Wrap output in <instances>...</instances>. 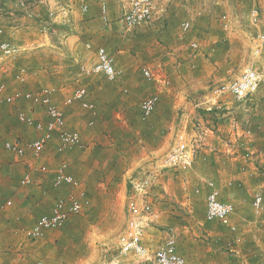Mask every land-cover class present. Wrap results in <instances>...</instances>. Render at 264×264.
I'll return each instance as SVG.
<instances>
[{"label": "rangeland", "instance_id": "374dc122", "mask_svg": "<svg viewBox=\"0 0 264 264\" xmlns=\"http://www.w3.org/2000/svg\"><path fill=\"white\" fill-rule=\"evenodd\" d=\"M35 1L34 7H28L27 4L20 7L21 12L19 13V17H28L33 11L34 13L39 12V15L43 16L40 17V19H43L46 23L42 21L41 24H38V22H36L37 19L32 18L31 24L27 22L21 25L17 22L18 28H26L27 26L30 29L29 31H33L37 34L39 32L40 34H49V32H51L50 36L58 42L56 39L58 37V32H70L71 27L68 25L67 21L66 23H56L58 22L56 13L53 12V15L49 16L48 11L49 9L53 11L54 8L58 6H65L70 3L68 1H61L59 2L61 5H59L48 4L45 0ZM97 2L99 1L97 0ZM166 2L171 4L173 8H176L175 3L177 2L178 9H181V11L184 10L185 14L183 15L189 17V20L191 19V28L188 31L181 32L179 26L182 17L180 16L175 17L176 22L174 24H171L172 22L170 21L159 19L146 26L126 31L119 22V18L123 11V6H121L118 9L116 17L111 20L108 17L107 9V22L102 19L101 12L99 14L102 26H110L109 28L113 35L108 45H103V47H108L112 54H117L120 48H129V44L132 40H135L134 38L138 36L139 33L148 32L149 29L150 31L152 30L150 34L151 44L149 50L151 52L155 50L156 53L148 55L147 58H143L139 54L140 60L142 58L143 60L138 62L137 65H153L154 67H150L153 71L158 69L157 71L159 73L163 72L160 69L166 67L169 76L168 74L165 76L170 84L162 86V90H159L158 93L159 98H161V96L162 98H168V96L170 98H190V108L192 112L194 111V113L198 115L197 120L193 119V128L199 129V123L202 122L204 127L212 130L211 135L221 141L220 143L225 146V149L221 153L217 150V144H212L211 151L204 153L201 157H194L192 168L190 167L191 169L187 171H173L161 168L160 156L163 155V152L161 155L160 151L156 153L157 155H154V160L159 159V165L157 167L150 169L139 164L138 159L141 153H143L144 150L146 151L147 148H155V146L158 145L159 132H156L157 135H155L156 133L154 134V130L152 128L150 129V121L157 107L154 113L145 122L139 120V113H137L136 108H138L137 104L142 98L154 92L158 87L154 83L146 82L141 74L136 78L137 84H139L137 86L139 87L134 88L133 91H131L129 85H123L122 73L116 81L109 82L106 80L116 87L117 98L128 99L130 105L123 110L119 107V104H117L113 106V111L111 113L105 111L103 104L100 105V109L97 111L96 121L90 115L88 119L83 120V126H81L82 130H84V134L78 130V132L80 131L79 134L83 140L84 148L73 149L70 150V152L72 151L75 157L83 163L89 162V160H96V164L102 166L104 162H106L105 168L102 169L104 171L107 170V172H104L106 174H111L115 177H120L121 175L126 176V178H128L127 193L123 198V212L110 218L112 222L108 232L104 234L93 232L88 236H80V241L82 242V246L79 248V252L81 253L80 257H91L93 260L88 264H152L151 257L156 247L167 237L171 236L174 239L176 251L184 257L185 264H187V262L189 264H252V250H256L257 254H260L263 250L261 247L263 246L257 245L252 248V234L247 238V234L250 233H244V226L242 225L246 223L245 219H250V221L253 222L255 217H257L256 222H259L258 220L261 219L260 216L264 214L262 213L264 209L262 211H256L252 208L251 204L253 192L257 191L263 195L264 178L261 180L246 178L242 157L245 155V151L252 150V147L255 146L260 150V153L263 154V162L260 163V165L264 166V84L261 85L256 92H253L252 95L247 96L245 99L246 101L236 100L230 95L222 97L224 98L222 102L228 103V108L224 110L212 108L207 111L202 108L204 105L201 104V101L205 98L207 88L212 84L214 85L215 83L235 78L245 67L250 65L254 67H264V47L258 55L253 52L257 44L259 33L264 34V27L259 29L263 21L262 16H264V0H166ZM123 3L124 1L122 0V4ZM74 4L77 3L72 2V5ZM208 5L210 6L207 7ZM253 7L257 8L259 14V21L255 23H253L249 17L250 10ZM78 10L81 12L79 6ZM63 12L64 16L62 19H68V10L66 11L65 9ZM176 12L179 11L175 9L174 13ZM222 15L228 17V26L226 28L222 26ZM45 18L46 20H44ZM170 24L172 25L171 28L168 26ZM43 26H46L45 32L41 31ZM169 29L171 33L168 31ZM26 30L28 29L26 28ZM191 41L197 42L198 48L196 50L191 49L189 45ZM137 46L138 45L130 48L138 49ZM19 60L18 58L17 64L20 65ZM24 67L27 68L28 66L26 65ZM37 67L38 69H36L38 71H44L45 66L39 64ZM8 69L9 68H7L6 72H9ZM36 69L31 68L29 70L35 71ZM30 71H28L27 68L28 74ZM171 71L181 75L178 85H174V89L172 88L174 90V95L168 94L170 93L169 90H171L169 88L172 87ZM79 76L78 73L75 77L66 79V83L71 82L72 85L70 86H73V90L81 84V81H78ZM102 79L105 80L104 78ZM13 80L15 81L14 77ZM106 81L103 82L106 83ZM25 83L26 82L20 84L23 85ZM59 83L60 82L56 81L48 85V87L55 88V93H57L59 88L56 85ZM82 85L84 84L82 83ZM8 88L7 86V89ZM124 89H126V92L123 91ZM24 103L27 105L26 109L23 106ZM97 109L98 107H96V110ZM20 111L26 112L35 118L45 120L43 119L45 114L41 107H32L30 104L23 101L12 105L0 104V213L5 210L2 204L8 200L12 202L10 207H12L14 203L17 204V208L24 205L19 201L21 199L19 196L23 194L22 185L20 186L19 180L28 169V163L25 160L37 161L42 158L43 162L47 164L48 158L56 160L61 156L53 154L51 147L47 149L48 151L46 150L47 152H42L43 154L40 153L37 159L29 155L22 159H16L11 153L4 149L3 143L6 140H18L25 143L34 138V133L36 134L32 128L18 122L17 114ZM125 111H127V113ZM126 115H128V117H126ZM41 116L43 117L41 118ZM90 120L94 122L91 125H89ZM221 129L226 130V135L224 137L221 136V131H219ZM173 138L174 137H172L171 140H173ZM219 147L222 148V146ZM65 154H67V152ZM198 158L201 159V165H195L194 167L195 161L199 160ZM64 159L71 166L72 163L69 155L66 158L64 157ZM222 160H224L228 166L226 164L223 165ZM214 161H216V164ZM217 164L220 165V167H218ZM90 165L91 164H88L87 166L88 170H98L96 167L90 168ZM222 166L225 167V173H222ZM193 170L197 172V175H195V182H199L196 187H193L194 184L189 182V178H187V180L185 179V175L191 174ZM150 171H154V174L157 173L153 178L154 181H156L159 176H165V173L169 172L168 177L165 178H169V184H167L166 188H163L161 183L156 185L153 183L148 197L146 198L153 207V205L157 204L151 199V191H157L161 196H166V198H159L158 203H160L159 206L166 211H164V217L162 218H167V221H165V223L161 221L153 224L154 229H157L155 231L157 235H154L155 240H158L156 244L152 242L153 232L151 231L147 233L149 235L148 239L150 240H148V243H145V232L143 230L142 243L147 249L145 256L134 253L122 254L119 252L117 244L126 227L128 217L127 201L130 196L135 195L133 189L134 182L147 176ZM48 174L47 172V175ZM238 178L244 181V185L242 184L241 187L236 186L237 188H241L238 191L242 193L245 198L244 200L241 199V204L244 206L241 208V211H248L252 217L245 218L243 213L237 212L236 208L235 211L238 214L234 215L235 211H233V214L226 220H206L204 212L205 192L207 190L204 181L212 180L214 182L220 199H231L230 196L234 195L237 190L233 184ZM77 181L79 182V180ZM182 181H185V183L182 184ZM198 187L202 188H200L199 192H196V188ZM166 191L175 193L178 199H176V197L169 198L165 193ZM69 193L70 192H68V194ZM179 196H182V199ZM234 196L236 198V195ZM1 205L3 207H1ZM84 211L85 210L82 212ZM171 211L175 212L171 213ZM44 213L45 212L41 214ZM79 214L80 213L74 217H77ZM239 215L243 217V220L240 219ZM173 217L177 222V224L174 223L175 225L169 223ZM234 220L238 221L236 222L238 230L235 234L231 233L229 230V225L233 224L232 222ZM8 221L7 219L4 227L1 224L2 227L0 228V264H22L20 258L23 253V247L19 245V242L22 243V239H28L27 232L29 231L28 229L31 228L34 219H30L29 222H22L20 226H24L25 230L17 232L8 231L11 227L8 226ZM62 227L47 231L46 233L55 232ZM14 233L15 236L13 237L12 235ZM45 234L38 240H29V243H32L34 246L32 247V257L27 264H37L39 262L41 264H56L54 261H56L55 253L58 248L52 246L53 244L51 243V247L45 249L48 255L45 254L44 248L41 245V241L46 238ZM84 237L87 239H84ZM236 237L240 238L238 243H234ZM12 238L13 240L14 238L16 239L17 245H14ZM84 241L86 244L90 242V245L84 246ZM230 249H234L236 253H233ZM258 256L262 264H264L261 255ZM254 263L260 264L258 257Z\"/></svg>", "mask_w": 264, "mask_h": 264}, {"label": "crops", "instance_id": "0c3cea01", "mask_svg": "<svg viewBox=\"0 0 264 264\" xmlns=\"http://www.w3.org/2000/svg\"><path fill=\"white\" fill-rule=\"evenodd\" d=\"M35 2V0H0V28H2L3 30V33L0 35V39L9 40L22 46L24 52L19 57V63L22 66L27 65L28 71H30L29 69L31 68L38 69L37 66L39 64L41 66H45L44 71H38L37 69L35 71L31 70L28 74L26 83L23 85L20 83L18 84L16 81L13 80L12 69L9 68V72H6L7 70L4 71L2 68H0V82L3 81L7 84V86L9 87L7 89L8 92H14L17 90L37 91V89H40L41 87H48V85L56 81L60 82L58 85H56L59 89L57 93L53 94V101L59 108L63 110L66 119V126L72 130H80L83 134L84 130H82L81 128V126H83V120L88 119V117H90V114L82 110L79 106V102L77 101L71 104L65 103V99L68 97V94L73 91V86H70L72 85L71 82L66 83V79L73 78L79 73L80 76L78 78V81H81V84L79 85L87 87H85L88 92V94H86L87 99L93 102L95 104V107H98V109L96 110V116L94 118L95 121L97 117V111L100 109V105L102 104L103 108L108 113H111L113 111V106H116L117 104H119V107H121L123 110L124 108H128V106L130 105L129 100L117 98L116 87L112 83H109L111 81L107 82L108 80L100 75L87 76L83 75L80 72V65H90L94 61L95 48L99 46L103 47V45H108V42H110V39H112L113 36L112 32L110 31L111 29L109 28L110 26H102L100 22L101 20L99 17V2H97V0H88L89 11L86 14H82L81 12H79L77 4L72 5V3L54 8L53 12L56 13V18L58 19V22L56 23H66L67 21L68 25L71 27L70 32H58V37L56 38L58 42L52 36H50L51 32H49V34H40V32L38 31L39 33L37 34L33 31H29L30 29L27 26L26 28L28 30H26V28H18L17 22H19L21 25L27 22L31 24V21L33 20L32 18L37 19L36 22H38V24L42 23L43 19H40V17L43 16H40L39 12L34 13L33 10V13L28 17H19V13L21 12L20 7L24 6L25 4H27L28 7H34ZM177 2L175 3L176 8H173V6L171 4H168L166 0H156L158 10L157 17L163 14L162 20L168 22L170 21L172 22L171 24H174L176 22V16L182 17L180 19L181 22L189 20V17H185L186 15H183L185 14L184 10L181 11V9H178ZM107 3L108 17L111 20L116 17L118 9L123 6L124 3L122 4V0H107ZM209 6L210 5H208L207 7ZM65 9L69 12V18L66 20L62 19L64 16L63 10ZM175 9L179 12L174 13ZM262 17L263 21L259 29L264 27V16ZM44 20H46V18ZM44 23H46V21ZM171 24L168 25L170 28L172 27ZM168 31L169 33H171L170 29ZM151 33L152 30L150 31V29L148 30V32L139 33L138 36L134 38L135 40L131 41V43L129 44V48H120V50L117 51V54H112L109 51L108 47H104L107 52L114 58L115 67L121 70L124 81L123 85H129L131 91H133L134 88L139 87L137 86L139 84H137L136 78L140 74V68L145 65L142 64V66H138L137 63L142 61L143 58H147L148 55L156 53L154 49V51L152 52L149 50V46L151 44ZM87 42L91 44V49L85 47V43ZM136 45H138V49L130 48L136 47ZM139 54L143 57L141 60L139 58ZM145 66L154 67L153 65L148 64ZM157 70H154V72H156L158 75L165 76L166 74H168L166 71V67L160 69L161 71H163L161 73H159ZM170 76L172 79V87L169 88L171 90L168 89L170 91V93L168 94L174 95V85H178V82H180L181 79V75L175 74L171 71ZM102 78H104L105 80H103ZM103 81H106V83H104ZM82 83L85 86L82 85ZM159 90H162V87H158L157 89H155L154 92H159ZM190 104V98H170L169 96L168 98H162V96L161 98H159L157 109L152 116V120L150 121V129L152 128L154 130V134L156 132H159V140L157 142L158 145H156L155 148L152 147L147 148L146 151L144 150L138 159L139 164H142L150 169L157 167L159 165V159L154 160V155H157L156 153H158L159 151L162 155V152H165L167 150L170 145V141H172L171 139L172 137H174L176 132H185L188 141L193 142L195 148V158L201 157L204 153L211 151L210 149L212 148V144H217V150L221 153L224 151L225 146L221 144V141L215 138V136L211 135L212 130L204 127L202 125V122L199 121V129L193 128V119L197 120L198 115H196L194 111L192 112ZM227 105V102H220L214 108L224 110L228 108ZM23 106L26 109L27 105L25 103L23 104ZM136 110L137 113H139V108H136ZM125 112L127 113V111ZM42 117L43 116H41V118ZM126 117H128V115H126ZM43 119H46V117L44 116ZM219 131H221L222 137L226 135L225 129H221ZM157 133L155 135H157ZM36 135L37 133H34L35 138ZM56 144L57 136L54 135L43 152H47V149L52 147V152L56 155ZM219 146H222V148H220ZM253 148L256 147L253 146ZM67 154L69 155L70 161L72 163L71 166L69 165L67 172L73 175L77 180H79L80 188L84 189L86 197L89 200V205L86 206L84 209L85 211L80 213L77 217H74L75 215L70 217L68 222H66L60 230L46 233V238L41 241V245L44 248L45 254H48L46 253L45 249L47 247H51L52 244V246L58 248L55 253L56 261L54 262H56V264H88L91 263L93 259L91 257H80L81 253L79 252V248L82 246L80 236H88L91 235L93 232H99L100 234H104L105 232H108V230H110L112 222L110 218L118 213L123 212V198L126 196L125 194L127 193L128 178H126V176L124 175H121L120 177H115L111 174L104 173L107 172V170H102L103 168H105L106 162H104L102 166H98V164H96V160H89V162L83 163L75 157L72 151H69V153L67 152ZM67 154H63L62 157L60 156L61 158L58 157L56 160H52L53 158H48L47 164L43 162L42 158L41 160H37L38 162L35 160H25L28 163V169L25 171L24 175L27 173L30 174L31 178L34 181L31 185L28 186L20 185L23 191V194L19 196L21 197L19 201L24 204L22 207L17 208L16 203H14L12 207H10L12 205L11 200H8L10 202L9 205H5V203L8 201L2 204L5 210L0 213V228L2 227V225L4 227V224L7 222L8 219L9 221L7 224L8 226H11L8 230L9 232L24 231V226H20L22 222H29L30 219H34V223L36 218H38L41 213H47L50 211V208L57 197L68 195V192L71 191L69 186L64 185L55 188L52 185V170L55 169L61 159H63L64 157L66 158L68 156ZM200 160L201 159L195 161L194 167L195 165H201ZM214 162L216 164V161ZM40 164H44L47 167L49 173L48 175L47 173L42 174L37 171L36 167ZM88 164H91L89 166L90 168L96 167L98 170H88ZM222 164H226L228 166V164L224 162V160H222ZM217 166L220 167V165L218 164ZM243 166L245 170V177L252 180L256 179L252 178V176L249 174V170L251 167L245 165L244 162ZM221 168L222 173H225V167L222 166ZM195 170L191 171V174L185 175V179L187 180V178H189V182L194 184L193 187H196V185L198 186L199 184V182H195V175H197V172ZM168 173L166 172L165 176H159L158 179L154 181V185L161 183L162 187L166 188L167 184H169V178L165 179L166 177H168ZM183 183H185V181H182V184ZM242 184L244 185V181L240 178L234 181L233 186L237 189L234 194L236 195V198L234 195H232L230 196L231 199L227 198V196V199H221L224 201H232L235 205V210L237 208V212L239 211V213H243V216L245 218H250L252 216L248 211H241V208L244 207L241 204V199L244 200L245 198L243 194L238 191L241 188L237 187H241ZM165 193L169 198L176 197V199H178L175 193L171 191H166ZM179 197L182 199V196ZM159 198H166V196H161L157 191H151V199H153L157 205H153L152 207V214L154 215L144 222L145 243H148V240H150L148 239L149 235L147 233L151 231L153 232L152 242L153 244H156L158 240H155L154 235L156 234L155 231L157 229H154L153 224H156L161 221H164L163 223H165V221H167V218H162L164 217L163 213H165L166 211L159 206ZM2 205L1 207H3ZM174 212L175 211H171V213ZM237 212L235 211L234 215L238 214ZM262 213H264V211ZM242 218L243 217L240 216L241 220H243ZM260 218L261 219L258 220L259 222H256L257 217L254 218L253 222L250 221V219H245L246 223H244L242 226H244V233H250L247 234V238H249L252 234V248L257 245H260L263 246L261 247V249H264V214H262ZM236 222L238 221L234 220L232 223H235V225H237ZM169 223L177 224L174 217ZM12 236L14 237L15 233ZM27 238L28 239L26 240L22 239V243L19 242V245L23 247V253L20 258L22 264H27L32 257V247L34 245L32 243H29V240L31 239H29L28 236ZM84 239L87 238L84 237ZM13 242L14 245H17L15 238ZM83 244L84 246H87L90 245V242L89 244H86V242L84 241ZM258 255L260 254H257L256 250H252V264H255L254 262L257 260V257L260 264H262L261 259ZM187 264L189 263L187 262Z\"/></svg>", "mask_w": 264, "mask_h": 264}, {"label": "built area", "instance_id": "2783aa9c", "mask_svg": "<svg viewBox=\"0 0 264 264\" xmlns=\"http://www.w3.org/2000/svg\"><path fill=\"white\" fill-rule=\"evenodd\" d=\"M48 4H59L61 1L69 3L76 2L82 13H86L89 8L88 0H45ZM102 19L107 21V2L106 0H98ZM123 11L119 18V22L126 31L134 30L142 26H146L156 20L161 19L162 15L157 17L156 0H123ZM187 1V0H184ZM61 5V4H59ZM48 15L52 16L53 11L49 9ZM250 20L255 23L259 21V14L256 7L251 8L249 14ZM222 26H228V17L221 16ZM181 32H186L191 28L190 20L180 23ZM41 31H46V26L41 28ZM3 33L0 28V35ZM191 49L196 50L198 44L196 41L189 43ZM85 47L91 49L90 43H85ZM264 47V34L259 33L257 44L254 48V54L258 55ZM24 52L21 45H18L9 40L0 39V68L4 71L10 68L14 71L13 77L16 82L24 83L28 78L27 68L17 64L18 58ZM80 72L83 75H100L108 81H116L121 70L115 67L114 58L107 50L99 46L94 50V61L90 65H80ZM142 78L149 83H154L158 87L169 84V80L164 75H158L148 66L140 68ZM264 84V67H254L252 65L245 67L241 73L230 80L221 81L212 84L207 88L205 98L201 101L204 105L203 109L209 111L222 102L224 96H232L236 100H245L247 96L252 95L257 89ZM126 92V89L123 90ZM56 89L53 87H43L37 91H21L8 92L7 84L0 82V104L12 105L23 101L30 104L32 107L37 106L43 108L46 119L41 120L35 118L26 112L20 111L17 114V120L20 124L32 128L36 133V138L22 143L18 140H6L3 143L4 149L11 153L16 159H21L26 155L37 159L54 135L57 136V144L55 145L56 155L65 154L73 149L84 148L83 140L78 131L72 130L66 126L64 112L53 102V94ZM159 92H153L142 98L139 102V120L145 122L154 113L158 101ZM87 89L78 85L65 99L66 104H71L75 101L79 102L82 110L88 112L92 118L96 116L95 104L87 99ZM93 120L89 121V125L93 124ZM195 148L193 142L188 141L185 132H176L169 147L160 159V167L173 171H187L193 164L195 157ZM242 157L245 165L250 166L249 174L252 178L261 180L264 178V166L260 163L262 153L257 148L247 150ZM68 162L63 158L59 161L56 168L53 170L52 185L55 188L67 185L70 187V193L65 197H57L50 211L40 214L27 232V236L31 240H38L44 236L47 231L62 227L70 217L81 213L86 206L89 205V200L86 197L84 189L80 188L77 179L67 172ZM37 171L42 174L48 172L44 164L36 167ZM150 171L147 176L141 180L135 181L133 184L134 196H130L127 201L128 217L126 227L118 241V249L122 254L134 253L140 256H145L147 249L142 243L144 222L147 221L152 214V205L146 199L148 197L151 186L153 185L154 176L157 175ZM30 174H25L20 179V185L28 186L33 183ZM206 188L205 192V219L208 221H223L226 220L235 211V205L232 201L221 200L218 191L215 188L212 180L204 181ZM240 185V184H238ZM202 188V187H200ZM196 188V192L200 191ZM6 202L5 205H9ZM252 208L256 211L264 209V198L260 192H253ZM229 230L231 233L237 232V225L230 224ZM240 241L239 237L234 239V243ZM236 253L234 249H230ZM264 263V249L260 253ZM152 264H185L184 257L176 251L173 237H167L161 244L156 247L151 257ZM37 264H41L40 262Z\"/></svg>", "mask_w": 264, "mask_h": 264}]
</instances>
